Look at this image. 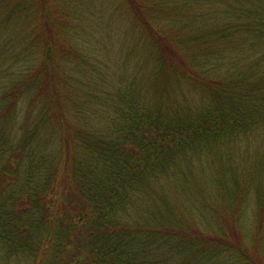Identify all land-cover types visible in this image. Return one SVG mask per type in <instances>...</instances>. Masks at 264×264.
<instances>
[{"label":"trees","instance_id":"trees-1","mask_svg":"<svg viewBox=\"0 0 264 264\" xmlns=\"http://www.w3.org/2000/svg\"><path fill=\"white\" fill-rule=\"evenodd\" d=\"M212 2V11L174 17L184 2L125 0L154 39V58L140 60L128 83L108 85L91 100L93 94L74 96L52 58L64 42L56 41L52 27L62 29L52 22L51 1L0 0V12L32 8L43 27L34 73L0 95L1 258L11 252V264H264L262 238L246 240L236 218L252 190L263 213L264 185L243 175L245 155L236 160L234 153L246 142L259 144L252 166L264 171V0ZM211 6L206 0L194 7ZM163 13L176 28L160 24ZM194 26L207 34L182 40L188 34L181 31ZM204 62L213 74L199 71ZM31 84L29 109L40 107L17 137L8 120ZM35 145L38 152H29ZM223 158L227 170L219 168ZM59 172L65 183L57 192ZM231 196L239 201L224 212ZM213 215L223 222L218 232L205 227Z\"/></svg>","mask_w":264,"mask_h":264},{"label":"rangeland","instance_id":"rangeland-1","mask_svg":"<svg viewBox=\"0 0 264 264\" xmlns=\"http://www.w3.org/2000/svg\"><path fill=\"white\" fill-rule=\"evenodd\" d=\"M50 1L49 9L53 13L50 15L53 19L52 22L58 21V25L64 31L63 33L62 30L52 27L56 35V41L59 43L64 42L58 44L60 46L64 45V52L56 49L55 53L52 52V58H54L55 65L63 68L69 78L71 92L74 93L75 97L83 98V95L93 94L91 100L97 99L98 92L101 90L106 91L108 85L111 87L113 83L118 84L126 78V81H123L122 84L128 83L132 72L142 68L143 65L141 64L143 63L140 60L145 62L146 60H153L151 48L153 49L154 39L148 37V33L144 32L138 22L134 20V16L126 8L125 0ZM152 1L154 2V0ZM204 1L206 0H175L176 3H184L174 8L177 12L173 13V16L178 17V11L184 14L188 11L192 13L212 11L218 6L212 0H209L212 5L209 8L199 10L194 7L197 2ZM158 7L160 10L161 4ZM189 7L193 8L189 9ZM32 12V8L30 11L29 9L23 11L20 6H15L13 9L6 8L5 11L0 12V95L11 86L27 80L22 79L30 77L36 66H38L41 57L35 56L34 53L38 48H41L39 41H37V35L40 31L42 32L43 27L41 28L40 25V14L35 13L36 18ZM159 21L164 27L172 29L177 27L174 25L172 17L168 16L167 13L160 14ZM206 31L198 26L192 27L191 30H183L181 34L188 35H183L182 40L193 38L192 36L199 35V32L207 34ZM29 48L32 49L29 50ZM198 52L200 51L198 50ZM206 64L207 62L201 63L199 71L203 70L207 73L209 70L208 72L213 74L214 67H207ZM32 88L33 85L31 84L22 92V96L11 111L8 120L9 128L13 129L17 137L24 125L32 127L31 118L38 113L40 107V105H34L29 109L28 104L32 96ZM2 105L3 101L0 99V107ZM0 139H2L1 128ZM1 146L2 142L0 141ZM34 147L38 146H33L29 152L35 151L37 153L38 150H34ZM258 149L259 144L253 146L252 144L248 145L246 142L241 145L237 155L236 151L234 153L236 160L241 155H245V160H243L245 172L243 175L256 181L257 184L262 183L264 185V171L252 166L251 158ZM1 164L0 161V166ZM219 168L228 169L225 158L219 163ZM216 178L222 180L228 186L231 185L226 175H215L212 180ZM64 183V177L60 173L55 187L57 192H60ZM211 190L215 191V188ZM217 199V197H214L207 205H213ZM238 201V196L229 197L224 212L233 209ZM197 204L199 205L198 202ZM243 208L245 210L242 211ZM236 210V218L243 228L241 230L246 240L252 241L254 238H257V240L262 238L260 241L263 247L261 255L264 257V211L260 214L257 210V199L253 190L250 193V198ZM220 222L223 225L219 215H213L209 218L205 227L208 231L218 232L219 229L222 230L218 227ZM256 234H258V237L255 236ZM10 254L11 252L3 258L0 256V264H11L12 260H7L12 258L8 256Z\"/></svg>","mask_w":264,"mask_h":264}]
</instances>
